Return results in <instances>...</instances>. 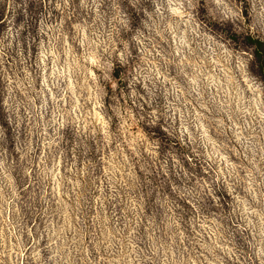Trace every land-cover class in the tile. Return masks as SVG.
I'll return each instance as SVG.
<instances>
[{
	"label": "clouds",
	"instance_id": "clouds-1",
	"mask_svg": "<svg viewBox=\"0 0 264 264\" xmlns=\"http://www.w3.org/2000/svg\"><path fill=\"white\" fill-rule=\"evenodd\" d=\"M55 7L59 18L53 23L49 12L40 32L51 24L55 40L71 39L74 45L87 32L84 59L92 61L93 73L86 77V100L108 128L101 136L94 118L85 130L65 112L48 124L51 148L66 160L81 150L87 154L90 190L104 167L112 164L110 182L119 173V191L110 199L120 240L144 245L138 248L142 264H264V120L253 116L241 124L238 103L249 91L246 84L254 97L264 88V0H57ZM194 109L206 113L217 148L241 163L221 168L219 158L209 154ZM237 124L247 133V143L241 144L246 151L229 148L240 136ZM6 152L0 143V165L7 163ZM27 157L21 156L20 191L11 193L36 229L32 237L27 225L18 227L29 237L23 243L37 258L46 251L43 264H77L83 243L78 236L61 235L59 228L53 231L59 210L42 196L37 200L40 181L23 165ZM244 160L256 176L242 166ZM254 205L260 209L258 225L246 211ZM91 207L85 201L77 209L82 225ZM16 214L23 219L19 210ZM93 227L87 225L89 232ZM246 232L253 234L251 240ZM45 233L51 235L46 239ZM238 239L253 251L245 253ZM18 257L5 249L0 264L10 258L22 264Z\"/></svg>",
	"mask_w": 264,
	"mask_h": 264
},
{
	"label": "rangeland",
	"instance_id": "rangeland-1",
	"mask_svg": "<svg viewBox=\"0 0 264 264\" xmlns=\"http://www.w3.org/2000/svg\"><path fill=\"white\" fill-rule=\"evenodd\" d=\"M56 3L57 0H51V3L49 0H0V129L4 134L0 143L7 146L4 154L7 163L0 165V255L5 249L11 258H16V253H19L18 259L22 264L28 261L30 264H43L47 258L45 250H41L37 258L32 248L23 243L29 237L18 227L27 225L32 229V237L36 236V229L22 206L11 198L13 191H20L18 173L22 171L21 156L28 153L23 165L28 166L30 175L40 181V186L36 188L37 200L42 196L51 202L53 209L59 210V215L52 218L53 231L59 228L61 235L69 240L78 236L83 243L84 251L76 253L79 257L77 264H138V261L142 264L138 248L144 245H138L133 240L122 242L113 231L114 201L110 197L114 191H119L115 181L120 177L116 173L112 182L108 180V176L113 175L109 173L112 164L102 169L104 175L95 174L100 178L95 180L90 190L85 185L90 174L87 154L81 150L71 160H66L51 148L52 132L48 124L58 121L65 112H70L76 126H83L85 130L88 119L94 118L101 136L107 135L108 128L103 114L94 107L90 108L86 100V77L93 73L92 61L84 59L85 41L90 43L87 32L81 34L78 45H74L71 39L66 42L55 40L54 36L58 33L51 24L45 32H40L41 20L49 12L53 23L59 18ZM215 59L210 57V61ZM245 87L249 91L238 101L243 105L241 124L244 119L253 116L257 121L264 120V88L254 97L250 86L246 84ZM227 90L232 91L231 87ZM205 115L200 109H194L193 116L200 123V132L207 142L209 154L214 153L219 158L221 168L241 163L235 155L217 148L219 141L208 131L203 119ZM241 124L236 125L240 130L239 138H234L229 144V148L235 147L237 152L246 151L241 144L247 143V133ZM29 149L32 151L29 152ZM248 155L251 159V153ZM242 166L250 175H257L248 160H244ZM255 167L260 168L261 165L255 164ZM240 175L243 176L244 172L241 171ZM85 201L92 207L85 210L87 215L82 225L77 209H82ZM16 210L23 219L17 216ZM246 211L253 224L258 225L261 220L259 207L254 205L253 209ZM36 223L44 228L40 218H36ZM93 223L96 227L89 232L87 225ZM49 235L51 233H45L46 239ZM246 235L249 240L252 239L251 232H246ZM237 243L245 253L253 251L243 239H238ZM11 258L9 264H12ZM254 264H259V260Z\"/></svg>",
	"mask_w": 264,
	"mask_h": 264
}]
</instances>
